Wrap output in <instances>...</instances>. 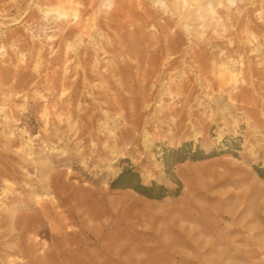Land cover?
Returning <instances> with one entry per match:
<instances>
[{"label": "rangeland", "instance_id": "374dc122", "mask_svg": "<svg viewBox=\"0 0 264 264\" xmlns=\"http://www.w3.org/2000/svg\"><path fill=\"white\" fill-rule=\"evenodd\" d=\"M173 2L0 0V264H264V0Z\"/></svg>", "mask_w": 264, "mask_h": 264}, {"label": "trees", "instance_id": "16d2710c", "mask_svg": "<svg viewBox=\"0 0 264 264\" xmlns=\"http://www.w3.org/2000/svg\"><path fill=\"white\" fill-rule=\"evenodd\" d=\"M187 147L188 145L184 144L181 148L173 152L175 155L178 156V158H176V161L182 162L187 159H190L192 161H198L216 156L214 153L205 155L204 152L200 149H197L193 153V155L189 156V158L179 156ZM111 187L132 189L135 192L151 199H161L165 196L170 195V192L164 186H157L154 183L150 186L143 185L140 181L138 174L132 170H124L123 172H121L118 177L111 183Z\"/></svg>", "mask_w": 264, "mask_h": 264}, {"label": "bare ground", "instance_id": "6f19581e", "mask_svg": "<svg viewBox=\"0 0 264 264\" xmlns=\"http://www.w3.org/2000/svg\"><path fill=\"white\" fill-rule=\"evenodd\" d=\"M194 6L190 7L186 0H174L171 10L172 15L177 16L181 20H204L208 16H211L212 20L213 15L215 14L214 7L221 6V0H193ZM234 0H228V8L229 6H233ZM192 5V4H191ZM183 10V11H182ZM218 27L221 28L220 22L216 23ZM216 26H214L216 28ZM197 38H201V36L196 33L194 35Z\"/></svg>", "mask_w": 264, "mask_h": 264}]
</instances>
